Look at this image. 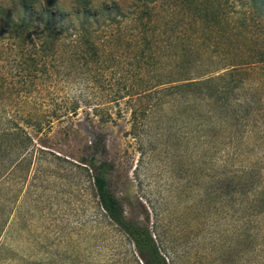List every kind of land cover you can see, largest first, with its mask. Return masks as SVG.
Listing matches in <instances>:
<instances>
[{
	"label": "rangeland",
	"instance_id": "1",
	"mask_svg": "<svg viewBox=\"0 0 264 264\" xmlns=\"http://www.w3.org/2000/svg\"><path fill=\"white\" fill-rule=\"evenodd\" d=\"M18 1L0 0V264H144L101 205L91 157L111 163V191L169 264H264V17L245 24L240 1L224 7L231 23H195L165 0L146 50L135 20L111 21L94 36L100 61L67 58L64 34L46 70L8 33ZM73 2L64 25L80 23Z\"/></svg>",
	"mask_w": 264,
	"mask_h": 264
},
{
	"label": "trees",
	"instance_id": "2",
	"mask_svg": "<svg viewBox=\"0 0 264 264\" xmlns=\"http://www.w3.org/2000/svg\"><path fill=\"white\" fill-rule=\"evenodd\" d=\"M62 1L19 0L17 2L21 11L19 17L14 18L6 11L2 13L6 14L5 16L9 20L8 33L11 38H14V45L19 49L18 52L21 55H28L32 61L31 65H34L35 68L38 65H43L44 68L50 67L52 59L56 58L59 40L64 34L75 36V39L70 42L68 52L65 53L68 55L67 58L82 56L81 58L85 59L87 64L100 61L101 53L94 36H99L100 31L104 32L111 21L120 24L127 18L135 20L134 22L138 24L139 40L144 42L143 46L146 50L152 41L149 34H156L151 22H154L155 17L162 16L158 4L165 0H74L72 12L80 19V23L77 25H64L68 14L62 8ZM240 1H244L243 4L249 8L243 16L245 24L249 14L259 19L264 17V0H180L179 3L192 6L190 7L193 11L191 16L194 17L195 23H231L236 19L233 16L230 17L224 7L229 3L238 4ZM215 6H217L216 10H214ZM182 14L180 13V15ZM41 18H44V21L40 22ZM39 24H44V27L40 29ZM39 30L41 32L39 36H42L43 39L34 43L33 39ZM2 34H4V30L0 31V35ZM67 67L68 65L64 63L63 69ZM237 68V66H233L231 71H235ZM222 77L223 75L218 73L205 78L201 76L178 77L170 81L159 79L152 89L148 90L163 92L168 89L178 92L190 87H207ZM133 116L136 117L135 110ZM38 119L39 116L36 115L34 120ZM85 163L94 171L93 182L102 207L108 216L130 236L141 261L144 264H169L149 226L129 219L125 215L119 198L111 191L108 178V174L112 170L111 163L99 161L94 157Z\"/></svg>",
	"mask_w": 264,
	"mask_h": 264
},
{
	"label": "clouds",
	"instance_id": "3",
	"mask_svg": "<svg viewBox=\"0 0 264 264\" xmlns=\"http://www.w3.org/2000/svg\"><path fill=\"white\" fill-rule=\"evenodd\" d=\"M85 85L84 83H78L77 85H73L72 88L70 89V92L72 95H78L80 94L83 89H84Z\"/></svg>",
	"mask_w": 264,
	"mask_h": 264
}]
</instances>
